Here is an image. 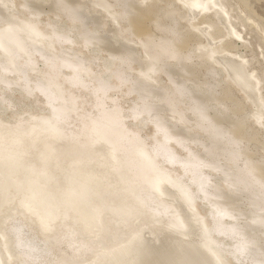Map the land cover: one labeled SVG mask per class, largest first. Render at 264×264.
Listing matches in <instances>:
<instances>
[{
    "label": "bare ground",
    "instance_id": "obj_1",
    "mask_svg": "<svg viewBox=\"0 0 264 264\" xmlns=\"http://www.w3.org/2000/svg\"><path fill=\"white\" fill-rule=\"evenodd\" d=\"M228 2L0 0L1 264H264V52L231 19L264 26Z\"/></svg>",
    "mask_w": 264,
    "mask_h": 264
},
{
    "label": "rangeland",
    "instance_id": "obj_2",
    "mask_svg": "<svg viewBox=\"0 0 264 264\" xmlns=\"http://www.w3.org/2000/svg\"><path fill=\"white\" fill-rule=\"evenodd\" d=\"M221 1L223 3V0H221ZM227 1H229L228 2L229 4H232V7L234 8L233 10H236L237 14L240 13V9H243L245 11V13H247L249 15L251 14L250 16L255 18L257 21H259L260 24H262L264 26V0H247V3L249 4L248 8H250V9L244 7L241 4L242 2L240 0H227ZM224 4H225V1H224ZM45 7H46V5L44 6V8ZM243 7L246 8V9H244ZM236 12L235 11H230L229 12L230 13L229 16L234 18V16H236ZM231 22L233 23V25H232L233 27L239 28L241 30L242 33H241L240 37H242L243 40H245V38H246V40L248 42H250V45L255 49V51H256L255 56H257V59L259 60V62L255 63V64H256V67L258 68L257 72L260 74V70H261V67H262L260 64L262 62V58L257 53H259V50H262L264 52V44H262V42L260 41V39L258 37V34H257V31L255 29H251V28H243V26L240 25V24H242L244 22L243 17H237V18L231 19ZM146 25H149V22H146ZM235 43H236L237 47L239 46L238 48L235 47V49L237 51L241 52L242 54L245 53V55H249L248 49H245V48H243L241 46V39L236 40ZM257 43H259L261 46L257 45ZM262 47H263V49H261ZM162 78H165V77L162 76ZM262 92L264 93L263 89H261V93ZM16 97H17V95H16ZM28 99H29L28 97H24V98L20 97L19 100H22L23 102L25 101L24 103H28V102H30ZM31 101L34 102L33 99H31ZM41 107H42L41 104H39V108H37L38 112H41V109H40ZM7 112H8V110L5 111V114ZM144 131H147V128H144Z\"/></svg>",
    "mask_w": 264,
    "mask_h": 264
},
{
    "label": "water",
    "instance_id": "obj_3",
    "mask_svg": "<svg viewBox=\"0 0 264 264\" xmlns=\"http://www.w3.org/2000/svg\"><path fill=\"white\" fill-rule=\"evenodd\" d=\"M39 162V160H36V163H38ZM159 193H160V195H161V197L162 198H164L165 196L162 194V192H161V190H159L158 191ZM119 211V214H121V215H124L122 212H121V210H118ZM70 215H71V213H69ZM69 219H71V218H69ZM69 221H71V220H69ZM72 222V221H71ZM73 223V222H72ZM181 224V227L183 228V229H187L189 226L188 225H186V223H184V222H181L180 223ZM73 225L75 226V227H78V224H77V222H75V223H73ZM81 233V232H80ZM185 260H187L185 257H178L177 259H176V261H175V264H185L184 263V261ZM1 264V263H0Z\"/></svg>",
    "mask_w": 264,
    "mask_h": 264
}]
</instances>
